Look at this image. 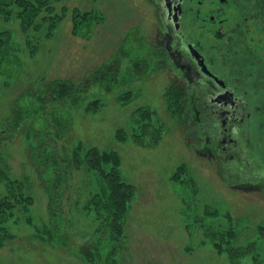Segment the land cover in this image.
Returning <instances> with one entry per match:
<instances>
[{
	"label": "rangeland",
	"instance_id": "374dc122",
	"mask_svg": "<svg viewBox=\"0 0 264 264\" xmlns=\"http://www.w3.org/2000/svg\"><path fill=\"white\" fill-rule=\"evenodd\" d=\"M6 10L0 13V32L10 33L8 56L0 53V130L18 102L43 96L48 83L79 84L111 60L121 71L109 91L96 86L77 106H48L66 121L64 132L52 129L48 139L47 152L60 163L55 213L35 134L21 129L0 151L9 167L0 201L14 204L18 190L32 199L0 210V229L14 237L0 247V264H264V159L255 165L261 177H246L196 153L195 135L208 142L212 136L203 123H187L167 68L151 54L158 24L153 1L50 0L28 25L23 9ZM51 15L60 17L52 31ZM246 35L261 55L264 33ZM94 148L115 152L121 178L135 189L124 234L112 242L106 187L85 164Z\"/></svg>",
	"mask_w": 264,
	"mask_h": 264
},
{
	"label": "flooded vegetation",
	"instance_id": "af4514ba",
	"mask_svg": "<svg viewBox=\"0 0 264 264\" xmlns=\"http://www.w3.org/2000/svg\"><path fill=\"white\" fill-rule=\"evenodd\" d=\"M151 1L158 9L151 54L167 68L174 91L182 96L187 123L204 124L212 136L208 142L195 135L201 141L196 153L231 166L229 175L259 176L264 43L260 55L246 34L254 29L264 33V0Z\"/></svg>",
	"mask_w": 264,
	"mask_h": 264
},
{
	"label": "trees",
	"instance_id": "16d2710c",
	"mask_svg": "<svg viewBox=\"0 0 264 264\" xmlns=\"http://www.w3.org/2000/svg\"><path fill=\"white\" fill-rule=\"evenodd\" d=\"M48 1L50 0H0V13H5L7 15L9 14V11L6 10V7L16 5L17 7L23 9V12L26 13L24 16V23L28 25L31 21L30 19L37 14L38 9L42 10V7ZM46 11H52V7H48ZM48 17V20L51 21L49 29L52 31L59 22L60 17L57 15H51ZM9 40V32H0V53L4 56H8ZM121 53L124 54L125 57L126 53L123 50H121ZM120 71L121 65L119 64V61L111 60L107 64L96 68L79 84L62 80L48 83L43 89V96H32L31 94V96L28 97V100L18 102L14 108H12L10 118H8L3 128L0 130V151L10 141H12L18 133H20L21 129H28L35 134L39 153L37 164L41 169L40 173L42 181L45 183V188L49 191V205L50 209L54 211V213V209L57 206L54 199L59 198L61 194L59 186L54 184L55 172L60 167V163L54 156L52 157L53 154H48L47 150H50L51 152L53 149V146L48 142V139L51 138L49 132L52 129L54 131L53 135H60L66 129V126L63 125L66 121L59 120L56 114L58 112L61 113L62 109L67 108L66 103H69L71 107L77 106L86 98L87 95H89V90L93 87L97 86V88L101 90L103 89L109 91L113 86L117 85ZM174 92L175 98L182 100L180 93L176 91ZM50 105H55L56 107L61 108V110L58 112L48 110V106ZM88 110H94V106L92 109ZM46 114H49L50 116L46 117ZM58 116L60 119L63 118V115L61 114ZM43 119L46 121H43ZM47 119H51L50 122L54 121L51 126L54 128L56 127V129L52 128L48 124ZM77 155L78 154L76 152L75 157H77ZM85 164L91 171L97 172L100 175L106 187L108 195L106 206L111 219L106 224V235L109 241H116L124 234V220L128 211V205L133 199L135 189L130 183L125 182L121 178L119 173L121 161L120 157L115 152L109 153L104 151L100 153L95 148L91 149L88 152ZM106 166H110V168L108 170L104 169ZM8 171V164L0 155V179H8L6 174ZM18 189L21 188L18 186ZM12 197L15 198L14 204L11 203L8 198L3 199V201H0V210L3 208L10 209L12 206H15L17 202H27L28 204L32 203V199L24 198L23 194H21L19 190L18 192L12 194ZM50 234L51 233L48 231L47 236L50 237ZM13 238L12 234L0 229V247H2L6 241H10ZM87 252L88 251L85 247L84 249H81V253H83L84 256H88ZM87 259L89 261L92 260L91 257H87Z\"/></svg>",
	"mask_w": 264,
	"mask_h": 264
}]
</instances>
